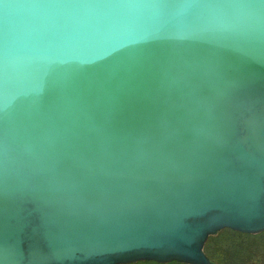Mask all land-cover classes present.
<instances>
[{
  "label": "water",
  "instance_id": "95a60500",
  "mask_svg": "<svg viewBox=\"0 0 264 264\" xmlns=\"http://www.w3.org/2000/svg\"><path fill=\"white\" fill-rule=\"evenodd\" d=\"M264 232V0H0V264H216Z\"/></svg>",
  "mask_w": 264,
  "mask_h": 264
},
{
  "label": "flooded vegetation",
  "instance_id": "af4514ba",
  "mask_svg": "<svg viewBox=\"0 0 264 264\" xmlns=\"http://www.w3.org/2000/svg\"><path fill=\"white\" fill-rule=\"evenodd\" d=\"M205 251L216 264H264V232L246 234L225 229L209 239ZM131 264L159 263L144 261Z\"/></svg>",
  "mask_w": 264,
  "mask_h": 264
},
{
  "label": "trees",
  "instance_id": "16d2710c",
  "mask_svg": "<svg viewBox=\"0 0 264 264\" xmlns=\"http://www.w3.org/2000/svg\"><path fill=\"white\" fill-rule=\"evenodd\" d=\"M206 252V251H205Z\"/></svg>",
  "mask_w": 264,
  "mask_h": 264
}]
</instances>
